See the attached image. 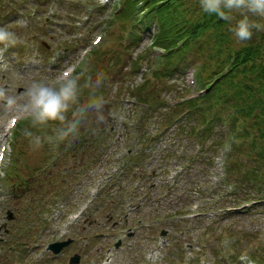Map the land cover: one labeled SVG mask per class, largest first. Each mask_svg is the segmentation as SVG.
Listing matches in <instances>:
<instances>
[{
	"label": "rangeland",
	"instance_id": "374dc122",
	"mask_svg": "<svg viewBox=\"0 0 264 264\" xmlns=\"http://www.w3.org/2000/svg\"><path fill=\"white\" fill-rule=\"evenodd\" d=\"M121 5L122 0H0V27L23 40L0 58V88L15 96L34 80L55 83L73 66L88 100L72 111L101 95L105 101L100 110L89 108L77 133L60 141L73 112L64 123L33 126L17 110L16 126L10 127L11 101L6 106L0 100V264H68L74 254L76 264H257L251 259L257 255L264 263V207L234 214L222 207L263 196L259 189L244 177L243 187L242 169L229 171L237 158L225 161V147L212 143L196 156L184 122L166 121L169 107L198 95L193 67L137 91L153 80L165 52L151 51L156 22L135 30L132 41L130 26L112 20ZM95 36H101L98 43ZM93 88L103 92L92 97ZM137 99L159 110L147 118ZM36 137L42 147L33 149ZM240 156L243 163L249 160ZM199 236L204 243L197 242ZM67 239L55 255L45 251L49 243ZM117 240L121 246L115 249Z\"/></svg>",
	"mask_w": 264,
	"mask_h": 264
},
{
	"label": "trees",
	"instance_id": "16d2710c",
	"mask_svg": "<svg viewBox=\"0 0 264 264\" xmlns=\"http://www.w3.org/2000/svg\"><path fill=\"white\" fill-rule=\"evenodd\" d=\"M143 10L145 14L143 20H140L138 14ZM112 20L121 24L122 28L125 24L130 26L128 35L132 36V41L136 39L135 30L141 27L145 29L152 21L156 22L151 51L156 47L164 51L165 55L152 73L153 80H145L137 91L144 89L148 83L155 85V80L161 83L187 65L193 67L198 95L184 100L177 99L165 113L166 121H177L179 124L184 122L186 138L194 143L196 156L212 143L225 147V161L227 157V162L230 157L231 160L237 158L232 160L231 167L227 165L229 171L242 169L244 173L238 180L243 187L244 177L248 185L259 189L263 195L245 198L228 207L222 205L225 213H247L250 210L248 208L264 207V31H254L251 40L238 44L226 22L200 10L199 0H122ZM97 50L94 52L97 53ZM78 89L77 101L70 105V114L79 102L88 100L81 93L85 92V88ZM96 91L103 92L93 88L89 93L93 97L92 93ZM151 91L152 88L146 92L150 94ZM133 96L140 98L138 92H134ZM150 98L157 103L156 96L151 95ZM137 100L141 102L140 105H145L147 118L159 110L152 107L148 100ZM162 128L167 129V124ZM242 154L249 158L245 163L240 160ZM215 196L219 197L218 194ZM219 202L218 199L216 203ZM249 202L251 204L241 208V211L233 209L241 203ZM221 208H218V212ZM197 242L204 243L205 238L199 236ZM212 249L217 253L214 256H218L217 249ZM257 257L250 258L257 264H264L256 260ZM259 257L264 260V256Z\"/></svg>",
	"mask_w": 264,
	"mask_h": 264
},
{
	"label": "clouds",
	"instance_id": "9594fccd",
	"mask_svg": "<svg viewBox=\"0 0 264 264\" xmlns=\"http://www.w3.org/2000/svg\"><path fill=\"white\" fill-rule=\"evenodd\" d=\"M199 7L203 13L215 15L226 22L238 44L251 40L254 31H264V0H199ZM22 43L23 40L15 31L6 26L0 27V58L8 48ZM99 75L104 77L103 73ZM78 83L77 69L72 66V71L61 72L60 76L55 78V83L48 84L34 80L22 93L15 96H10L5 88H0V100H3L6 106L11 101L12 111L7 115V119L15 118L18 110L23 113L24 118L31 121L33 126L49 122L64 123L70 105L77 101ZM100 83L101 80L98 79L96 86L99 87ZM104 106L105 101L101 95L74 111L73 118L61 130L59 140L64 141L70 135L77 133L80 119L89 108L100 110ZM26 135L32 134L26 133ZM30 145L33 149L42 147L39 137L31 141ZM241 259L246 257L242 256Z\"/></svg>",
	"mask_w": 264,
	"mask_h": 264
},
{
	"label": "water",
	"instance_id": "95a60500",
	"mask_svg": "<svg viewBox=\"0 0 264 264\" xmlns=\"http://www.w3.org/2000/svg\"><path fill=\"white\" fill-rule=\"evenodd\" d=\"M7 219H12V214L10 211L7 212ZM166 231L162 230L161 231V235H165ZM70 242V240L67 241H63V242H59V243H54L52 245H50V249L52 250L53 253H57L61 250L62 247H64L65 245H67ZM120 241H118L115 244V247L118 248L120 246ZM78 261V256L76 254H74L71 258H70V264L76 263Z\"/></svg>",
	"mask_w": 264,
	"mask_h": 264
},
{
	"label": "flooded vegetation",
	"instance_id": "af4514ba",
	"mask_svg": "<svg viewBox=\"0 0 264 264\" xmlns=\"http://www.w3.org/2000/svg\"><path fill=\"white\" fill-rule=\"evenodd\" d=\"M54 243H56V241L49 243V244H48V249H47V250L50 251L52 254L55 255V253H53L52 250L50 249V245H52V244H54ZM47 250H45V251H47ZM32 251H33V249H30L28 252H32ZM40 258H41V257H39L38 259L36 258L35 260L38 261V260H40ZM68 262H69V261H68Z\"/></svg>",
	"mask_w": 264,
	"mask_h": 264
},
{
	"label": "bare ground",
	"instance_id": "6f19581e",
	"mask_svg": "<svg viewBox=\"0 0 264 264\" xmlns=\"http://www.w3.org/2000/svg\"><path fill=\"white\" fill-rule=\"evenodd\" d=\"M15 126H16V124H15ZM15 126H14V127H15ZM151 258H153V254H151V255L149 256V259H151Z\"/></svg>",
	"mask_w": 264,
	"mask_h": 264
}]
</instances>
